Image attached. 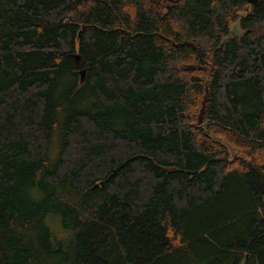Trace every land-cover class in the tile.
I'll return each instance as SVG.
<instances>
[{
	"label": "trees",
	"instance_id": "obj_1",
	"mask_svg": "<svg viewBox=\"0 0 264 264\" xmlns=\"http://www.w3.org/2000/svg\"><path fill=\"white\" fill-rule=\"evenodd\" d=\"M0 264H264V0H0Z\"/></svg>",
	"mask_w": 264,
	"mask_h": 264
},
{
	"label": "rangeland",
	"instance_id": "obj_2",
	"mask_svg": "<svg viewBox=\"0 0 264 264\" xmlns=\"http://www.w3.org/2000/svg\"><path fill=\"white\" fill-rule=\"evenodd\" d=\"M232 32L233 34H236V35L242 33V30H240L237 23L233 25ZM54 216L56 215L49 214V216L47 217V223L53 229V231L59 236V238L63 241L64 249L67 250L69 240H70L68 230L63 228L60 218L57 216L58 218L57 219Z\"/></svg>",
	"mask_w": 264,
	"mask_h": 264
},
{
	"label": "water",
	"instance_id": "obj_3",
	"mask_svg": "<svg viewBox=\"0 0 264 264\" xmlns=\"http://www.w3.org/2000/svg\"><path fill=\"white\" fill-rule=\"evenodd\" d=\"M249 3L251 4H256L257 3V0H248ZM182 44H188V45H193L195 48H196V45L194 43H190V42H184ZM75 58L77 60H79L80 56L79 55H75ZM81 74L84 75V70H81ZM206 100H207V97L205 96V99L203 101V107L201 109V112H200V115H199V123H202L203 121V116L205 114V104H206ZM165 170H167L168 172H171V171H175L176 168H165Z\"/></svg>",
	"mask_w": 264,
	"mask_h": 264
}]
</instances>
